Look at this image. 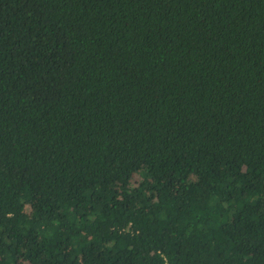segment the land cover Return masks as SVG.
<instances>
[{"label": "trees", "instance_id": "1", "mask_svg": "<svg viewBox=\"0 0 264 264\" xmlns=\"http://www.w3.org/2000/svg\"><path fill=\"white\" fill-rule=\"evenodd\" d=\"M0 264H264V0H0Z\"/></svg>", "mask_w": 264, "mask_h": 264}]
</instances>
